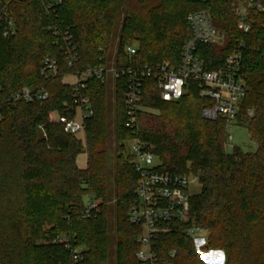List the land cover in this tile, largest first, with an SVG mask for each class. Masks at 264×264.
Here are the masks:
<instances>
[{
	"label": "trees",
	"instance_id": "trees-1",
	"mask_svg": "<svg viewBox=\"0 0 264 264\" xmlns=\"http://www.w3.org/2000/svg\"><path fill=\"white\" fill-rule=\"evenodd\" d=\"M236 2L61 0L48 11L44 0H0V11L5 8L16 28L7 39L0 30V264H144L135 257L141 227L127 216L138 175L124 144L133 138L154 147L159 171L192 174L199 185L190 198L187 223L169 224V232L152 241L160 258L175 252V264H206L184 233L195 227L207 234L204 251L222 253L223 264H264V0H241L253 4L246 34L236 26ZM199 11L208 12L224 33L221 48L197 50L209 69L222 65L243 45L246 93L236 124L247 129L255 152L236 148L227 153L226 121L202 118V108L210 103L191 82L188 94L163 102L155 83L146 79L139 106L157 113L140 111L135 135L126 127L122 79L115 81L113 133L107 84L97 80L87 83L93 115L81 134H67L62 124L49 122L50 114L73 118L72 85L66 78L87 67L107 65L106 50L117 31L116 67L163 62L176 66L181 47L191 36L186 18ZM52 23L69 29L78 53L71 67L47 30ZM129 46L136 48L132 59L125 55ZM46 57L57 62L55 77L41 75ZM24 87L45 91L49 97L44 102L6 103ZM81 154L84 168L78 164ZM89 198L98 203V213L83 219Z\"/></svg>",
	"mask_w": 264,
	"mask_h": 264
},
{
	"label": "built area",
	"instance_id": "built-area-1",
	"mask_svg": "<svg viewBox=\"0 0 264 264\" xmlns=\"http://www.w3.org/2000/svg\"><path fill=\"white\" fill-rule=\"evenodd\" d=\"M14 1L20 2L22 0ZM60 3L61 0H44V6L48 11H53V8ZM252 8V3L243 4L241 0H237L233 6L236 26L244 34L249 31L247 21ZM258 9L262 10L260 7ZM186 21L191 36L183 43L176 66L163 62L155 66L116 67L113 64L87 67L85 70L70 76L74 80L71 84L72 103L75 108L73 118H57L50 114L49 122L62 124L63 130L67 134L74 136L81 134L85 122L93 115L90 99L85 94L87 83L91 80L106 83L109 76L113 80H124L126 127L135 135L138 113L141 110L139 102L143 84L146 79H151L155 83L160 100L163 102L178 101L183 96L188 83L196 84L201 91V97L210 103L209 106L202 108V118L207 121H215L218 118L225 120L227 135L229 124L236 122L239 103L246 93V84L241 73L243 45L240 44L239 47L235 48V51L225 58L222 65L213 70L209 69L198 55L197 50L199 46H213L221 41L223 44V34L216 29L206 11L191 13L187 16ZM0 30L5 39L16 32L15 23L8 16L5 8L0 11ZM47 30L54 37L55 44L64 53L67 65L71 67L76 64L78 53L72 44L69 29L52 23ZM135 54L136 48L134 46L126 48L125 55L127 58L132 59ZM40 72L45 78L55 77L58 73L56 60L49 57L44 58ZM48 97V93L45 91L33 92L24 87L9 95L6 98V103L14 105L19 101L27 103L44 102ZM127 143L124 144L125 153L138 175L133 204L127 213L129 222L141 227V234L137 239L140 249L136 252L135 257L144 264H175V252L169 253L166 259L160 258L152 250V241L157 235L169 232V224L187 223L192 196L191 189L199 186L197 179L192 174H173L159 171L155 165V160L158 158L147 143L138 138H133ZM96 213H98V203L89 198L81 217L87 219L95 216ZM197 232L199 234L204 231L195 227L187 228L184 231L185 235L193 241L196 252L203 258L204 262L206 264H223L224 256L222 253L204 251L207 246V235L199 236ZM57 242L64 244L65 248L70 247L65 239H58ZM73 253L76 259L78 251L74 250ZM210 254L215 255L211 257ZM207 255L208 257H206Z\"/></svg>",
	"mask_w": 264,
	"mask_h": 264
},
{
	"label": "rangeland",
	"instance_id": "rangeland-1",
	"mask_svg": "<svg viewBox=\"0 0 264 264\" xmlns=\"http://www.w3.org/2000/svg\"><path fill=\"white\" fill-rule=\"evenodd\" d=\"M186 20H187V18H186ZM186 23H187V21H186ZM217 30L221 32L220 29H217ZM221 33L223 34V37H224V33L223 32H221ZM118 42H119V38H118V31H117V33L115 35H112L111 40L108 44V48L106 50L105 57H106V61L108 62L107 66L117 64V62L119 61V58L117 57L118 56L117 55ZM223 44H224V42H223ZM223 44L221 41L218 44H215L213 46H215L216 48H221L223 46ZM134 46H135V44H134ZM115 81L116 80H113L111 77H109V76L107 77L106 91H107V98H108V103H109V108H110L109 115H108V122H110V123L113 121V117H114L115 109H116L115 105H117V103H116V96H117L116 87H117V85H116ZM197 89H198V87H197ZM188 93H189V89L187 87L185 89L183 95H186ZM199 96L201 97V91L200 90H199ZM140 111L145 112V113H152V114L157 113V112H155L153 110H149L145 107L141 108ZM109 131H110V133H113V124L112 123L109 126ZM226 137L227 138H226V147L225 148H226L227 153H232L234 151V149H236V148L239 149L240 151L244 152V153L245 152L246 153H253L256 150V144L251 139V137L249 136L247 129L245 127L238 126L236 124V122H231L229 124V129L227 131ZM111 139L113 140V137H111ZM131 140L126 141L125 144ZM127 145H128V143H127ZM127 145H126V147H127ZM149 147L154 150L153 146L149 145ZM85 161H86L85 154H81L78 158V164L80 166H84ZM113 162H114V160H113ZM155 165L157 166V169H159V167L161 166L159 160H155ZM188 166H189V164H188ZM187 174H189V173H187ZM198 190H199V187H195V188L191 189L192 195L198 193ZM112 203H114V201ZM110 221L113 225V223H114V212L112 213V215L110 217ZM112 234H113V232H112ZM197 234H198V232H197ZM198 235L204 237L207 234L204 231L202 233H199ZM112 251H114V248L112 249ZM214 255L210 254L211 257H213ZM206 257H208V255ZM201 259L203 260L202 257H201Z\"/></svg>",
	"mask_w": 264,
	"mask_h": 264
},
{
	"label": "crops",
	"instance_id": "crops-1",
	"mask_svg": "<svg viewBox=\"0 0 264 264\" xmlns=\"http://www.w3.org/2000/svg\"><path fill=\"white\" fill-rule=\"evenodd\" d=\"M66 82L72 84V83L74 82V80H73V78L68 77V78H66ZM79 166H80V165H79ZM80 167H85V164H84V166H80Z\"/></svg>",
	"mask_w": 264,
	"mask_h": 264
}]
</instances>
